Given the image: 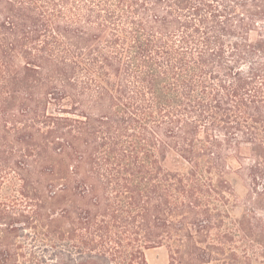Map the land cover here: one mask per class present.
Wrapping results in <instances>:
<instances>
[{
	"label": "trees",
	"instance_id": "obj_1",
	"mask_svg": "<svg viewBox=\"0 0 264 264\" xmlns=\"http://www.w3.org/2000/svg\"><path fill=\"white\" fill-rule=\"evenodd\" d=\"M163 245L264 264V0H0V264Z\"/></svg>",
	"mask_w": 264,
	"mask_h": 264
},
{
	"label": "rangeland",
	"instance_id": "obj_2",
	"mask_svg": "<svg viewBox=\"0 0 264 264\" xmlns=\"http://www.w3.org/2000/svg\"><path fill=\"white\" fill-rule=\"evenodd\" d=\"M236 184L242 196L245 193L246 183L242 179H237ZM146 256L149 264H170V251L166 245L147 249ZM48 261L51 262V260Z\"/></svg>",
	"mask_w": 264,
	"mask_h": 264
}]
</instances>
